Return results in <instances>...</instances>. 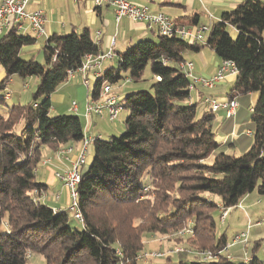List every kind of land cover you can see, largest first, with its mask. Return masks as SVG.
Masks as SVG:
<instances>
[{
  "label": "trees",
  "instance_id": "trees-1",
  "mask_svg": "<svg viewBox=\"0 0 264 264\" xmlns=\"http://www.w3.org/2000/svg\"><path fill=\"white\" fill-rule=\"evenodd\" d=\"M229 26L238 30L236 38ZM263 32L264 2L245 0L223 12L204 44L157 35L118 53L117 66L93 81V97L103 83L124 79L123 73L141 82L149 68L153 82L126 95L122 134L93 141V160L83 168L78 187L85 226L72 227L67 211L55 212L37 200L47 190L37 179V168L44 146L57 151L84 141L81 117L51 116L50 97L68 79V71L99 47L87 29L53 34L42 47L43 62L23 59L22 48L37 38L9 29L0 39L5 70L0 90L13 75L37 76L39 83L31 102L7 106L0 114V264H27L29 252L43 256L45 264H142L138 256L149 234L176 235L184 228L192 231L176 237L177 244L186 243L195 252L222 250L229 239L218 233L214 212L220 205L237 206L254 191L264 196ZM205 45L238 68L226 95L238 101V108L219 126L216 113L189 103L191 79L178 67L185 51ZM253 93L258 94L255 102ZM222 127L230 135L237 127L236 135L218 141ZM226 254L207 261L189 259L187 252L174 254L178 260L172 254L167 258L168 264H264L256 255L236 262Z\"/></svg>",
  "mask_w": 264,
  "mask_h": 264
},
{
  "label": "crops",
  "instance_id": "crops-1",
  "mask_svg": "<svg viewBox=\"0 0 264 264\" xmlns=\"http://www.w3.org/2000/svg\"><path fill=\"white\" fill-rule=\"evenodd\" d=\"M133 3L138 5H146L150 8L152 12H162L176 22L182 23L188 26H195L198 24H208L213 26L222 19V14L225 11H228L238 4L242 3L245 0H131ZM264 2V0H262ZM29 10H44L48 14V23H47V35L48 37L53 34H67L71 32L82 33L84 30H89L92 39L97 43L99 47V52H104L109 50L110 39L112 36L116 37V57H118L119 52L125 51L129 46L133 45L139 40L146 38H154L156 35L147 29V26L144 22L134 21L127 17L122 18L120 21H116L114 9L110 6H103L101 8H96L93 4V0H30L28 5ZM233 27V26H231ZM235 28V27H233ZM236 29V28H235ZM98 31L100 34L98 35ZM9 32V29L3 27L0 29V39L6 36ZM23 34L35 36L34 33L29 28H24L21 30ZM238 33V30L236 29ZM208 35L206 36L207 40ZM264 37V32H263ZM47 38H39L36 43L33 45L25 46L22 48V52L33 53L34 51L41 52L42 47L44 46ZM204 44L205 42H197ZM43 52V51H42ZM185 61L193 62L194 67L191 70V73L194 77H210L216 71L220 65L222 59L217 55L215 50L208 45L202 46L200 50H187L183 53ZM30 58H34L32 55ZM28 58V59H30ZM114 59V58H113ZM113 61H105L101 67V76L110 67H113ZM237 75V74H236ZM235 74L228 75L226 79L219 83L220 87H226L228 83H234L237 76ZM5 76V70L3 66L0 65V81ZM77 79L72 86H80L83 84V79L80 74H77L75 77L67 79L66 85L61 84L58 89L51 95L52 107L51 109L57 110L58 106L63 105V109H66L67 112L61 113H75L71 110L72 103H65V94L63 93L68 86L71 87V83L74 79ZM236 76V77H235ZM72 80V81H70ZM25 82V81H24ZM23 82V83H24ZM14 83L12 77L7 82L5 92H10V98H13L14 91L8 90L9 86ZM93 84V82H92ZM25 84H22V86ZM27 85V83H26ZM233 85V84H232ZM79 88V87H78ZM205 87L201 85H196V88L191 93L189 103L197 102L200 106V111H205L206 109L201 104V101L206 96H212L218 98L226 97L219 92V94H208L205 92ZM213 89V88H212ZM86 100L83 105L82 111L85 112L87 101L89 99L90 93L89 89L86 88ZM60 92L57 94L56 92ZM93 89H91L92 93ZM191 91V92H192ZM129 93V92H128ZM122 95L125 99L126 95ZM118 94V93H117ZM119 95V94H118ZM120 97V96H119ZM258 97L257 93L251 95L252 102H255ZM121 100V97H120ZM78 105V111L81 110V106ZM79 113V112H78ZM218 126L221 124L227 117L226 111L221 109L216 112ZM108 120V117H96L95 115H90L89 117L84 115V128H85V138L89 137H100L103 139H109L114 136L112 129L103 128L101 131L96 132V120ZM237 127L234 129V132L230 135L223 127L219 130L225 134L226 141L229 136L234 137L236 135ZM88 133H87V132ZM108 135H110L108 137ZM83 142L70 143L64 146L63 148L74 146V151L66 155V157H61L57 155L56 151L50 150L47 146L42 148V152L47 148V151L41 162V170H37V176L41 175L43 182L47 184V197L43 198L42 201L49 204L53 208H66L70 202L69 199V190L59 181L55 173L58 171H64L72 166L73 161L76 159L78 152L81 149ZM93 145V141L91 142ZM46 150V149H45ZM91 151V148H90ZM231 151V150H229ZM235 151V149H234ZM50 159L47 163L44 161ZM253 193L246 195L242 201L241 205L246 204V208H251L254 201ZM238 245V244H236ZM234 258V256L232 255ZM246 260V257L245 259Z\"/></svg>",
  "mask_w": 264,
  "mask_h": 264
},
{
  "label": "built area",
  "instance_id": "built-area-1",
  "mask_svg": "<svg viewBox=\"0 0 264 264\" xmlns=\"http://www.w3.org/2000/svg\"><path fill=\"white\" fill-rule=\"evenodd\" d=\"M30 0H0V29L6 27L8 29L16 28L18 31L24 28H29L37 39L48 38L47 35V23L48 14L44 10H29ZM93 4L96 8L103 6H110L114 9L116 21H120L122 18L127 17L134 21L144 22L147 29L156 36L174 37L177 36L181 39L189 41L191 43L205 42L206 36L211 32L212 26L208 24H198L195 26H188L182 23L176 22L170 16L162 12H152L146 5H138L131 0H93ZM100 31H98V35ZM116 37L112 36L110 39L109 50L104 52H98L97 54H86L83 64L77 68L68 71V79L80 74L83 79V85L89 89V99L87 101L85 115L95 116H107L110 121H115L120 112L123 110V105L120 103V97L114 92L113 86L110 83H103L97 98L93 97L91 89H93L92 82L101 77V67L107 60H111L116 57ZM168 62V60H164ZM188 76L190 74L191 84L190 90H194L196 85H201L206 88H214L219 83L223 82L228 75L238 74V68L234 61L224 59L221 61L217 68V71L210 77H194L191 70L194 67L193 62L182 61L178 64ZM189 76V77H190ZM159 78V77H158ZM131 79L128 78L127 82ZM10 97V92H6L4 98ZM201 104L209 111L216 113L223 109L226 111V117L230 118L236 114L238 108V101L236 99H230L228 97L218 98L214 96H206L202 99ZM72 111H78L77 102H73L71 106ZM96 137L85 138L80 151L76 159L73 161L71 167L64 171H58L55 173L56 178L63 183V185L69 190L70 202L66 208H53L55 212L61 210L67 211L78 223L85 226L84 215L79 207V184L82 180V171L87 160V152L90 151L91 142ZM74 151V146L58 149L57 155L66 157L67 154ZM50 159H46L47 163ZM47 197L46 191H42L37 200L42 201ZM241 205V202L238 204ZM221 211L220 220L223 222L228 215L230 208H226L222 205L219 206ZM247 234H236L231 242H228L226 246L218 251L212 252L210 250L200 252L202 260H216L222 253H227L231 246L246 242ZM186 251L183 248H177L174 251L180 252ZM118 254L122 255L120 249H117ZM154 256H164L165 253H153ZM227 258L232 259V255L227 253ZM142 258V255H139ZM247 260V258H246ZM118 264H125L120 261Z\"/></svg>",
  "mask_w": 264,
  "mask_h": 264
},
{
  "label": "rangeland",
  "instance_id": "rangeland-1",
  "mask_svg": "<svg viewBox=\"0 0 264 264\" xmlns=\"http://www.w3.org/2000/svg\"><path fill=\"white\" fill-rule=\"evenodd\" d=\"M228 31L230 32L231 36L233 38H236L238 33L236 32V29L229 26ZM32 55H34V58L36 61L43 62L44 61V53L34 51L31 53L22 52L21 58L28 59ZM109 61H113L114 66H117L118 59L114 58ZM124 79L117 83H113V90L115 93H118L121 97L120 103L124 105V98L122 95H125L128 92L137 91L140 89H148L150 88L153 78L152 74L149 68L145 70L144 79L141 82H127V79L130 77L129 73H123ZM236 75V74H235ZM190 76V74H189ZM237 76V75H236ZM235 76V77H236ZM80 76H78L76 79L72 81L70 86H68V89H66L63 93L65 94V103H72L77 102L79 106H81L80 111H74L75 114L79 115L84 121V115L85 112L82 111L83 105L86 100V94L87 90L86 87L81 83L80 86H72V84L79 79ZM192 77L190 76V79ZM12 79H14V83L9 86V91H14L13 98L10 99H4L3 103L0 101V114H4L6 112L7 106H12L14 104H26L32 101V95L35 91L37 84L39 83V78L37 76L33 77H27L22 78L19 75H13ZM25 81V82H24ZM24 82V83H23ZM27 83V85H26ZM22 84H25V86ZM63 85H66V82L62 83ZM232 82L228 83L226 87H220V84L216 85L213 89L212 88H204L205 92L209 95L211 94H219V92L223 95H226V93L229 92ZM94 84H92L93 88ZM79 87V88H78ZM11 92V91H10ZM62 92V91H60ZM60 92H56L59 94ZM5 93L4 90H0V95H3ZM193 93V91L191 92ZM122 94V95H121ZM215 96V95H212ZM67 112L66 109H63V105H59L57 110H50L51 116H56L60 112ZM79 112V113H78ZM128 115V109L123 107V110L120 112L118 118L115 121L108 120H96V132L101 131L103 128L112 129L114 136H119L122 134L125 130V119ZM86 116V115H85ZM96 117H102V116H96ZM87 132V131H86ZM88 133V132H87ZM110 135H108L109 137ZM216 139L220 142H222L225 139V134H223L222 131L217 132ZM79 144V143H77ZM73 146V144H72ZM46 149V150H45ZM44 149V154L47 151V148ZM234 151V150H232ZM230 151V152H232ZM93 145H91V151L87 152V160L86 164L84 165V168L86 169L93 160ZM237 154H239L238 151H236ZM44 157V155H43ZM209 163L213 161V157L209 158L207 160ZM41 163L39 164L37 170H41ZM38 180H42L41 175L37 176ZM146 190H149L148 187H145ZM254 196L253 205L251 208H246L247 202L244 203V205H237L232 208H230L228 215L225 217V220L221 222L220 216L221 211L218 209L214 212V217L217 221V228L218 233H226L229 242L233 240L236 234L240 233H246L247 234V241L239 243L238 245L231 246L227 253L234 256V261L241 262L242 260L248 257H253L254 255L258 256L260 259L264 260V196L259 195L257 191L252 192ZM70 225L72 227H80L79 223L71 216L70 219ZM192 230L190 228H184L176 235H163L160 233L155 234H149L145 238V249L139 254L142 255V258L138 256V259L143 260L142 264H168V255H174L176 252L174 251L177 248H183L186 249V251L180 252H187L189 254V259H201L202 257L200 255L201 251H193L191 248L186 245V243L177 244L176 243V237L182 236L185 238ZM207 251V250H205ZM165 253L164 256H154L153 253ZM178 253V252H177ZM28 257H30L27 264H45L43 256L40 254H32L31 252L28 253ZM172 257H177L174 255ZM178 260V259H177Z\"/></svg>",
  "mask_w": 264,
  "mask_h": 264
}]
</instances>
